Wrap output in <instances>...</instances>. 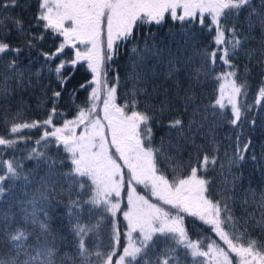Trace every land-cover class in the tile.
Returning <instances> with one entry per match:
<instances>
[{
  "label": "snow or ice",
  "instance_id": "obj_1",
  "mask_svg": "<svg viewBox=\"0 0 264 264\" xmlns=\"http://www.w3.org/2000/svg\"><path fill=\"white\" fill-rule=\"evenodd\" d=\"M16 6L17 0H0V7L5 12ZM178 9L182 10L181 14ZM242 10L246 16L243 27H238ZM166 13L182 25L191 24L198 17L202 27L215 31L213 42L216 47L211 52L195 47L189 51L183 45L160 47L146 38L143 48L134 45L131 49L127 75L131 87L125 103L118 104L117 84L109 86L106 79V61L112 60L119 43L133 37L138 25H161ZM9 23L12 29L7 27ZM35 23L42 28L39 34L33 33L31 28L26 29L22 19L0 13V32L15 30L24 38L19 47H12L0 39V55L11 52L16 57L0 71V100L12 99L16 94L34 88L45 70L55 74L63 89L70 79L63 75V69L68 64L75 67L83 63L92 78L80 88L91 86L90 103L86 107L77 106L75 118L65 119L57 127L53 117L62 91L53 90L49 98L53 106L47 119L15 122L13 118L8 132L15 138L0 136V147L14 149L26 139L19 135L24 129L43 128L35 144L47 148L54 143L57 149L62 147L67 154V170L64 171L61 169L65 160L48 156L37 147H32L26 158L36 160V168L41 164L45 168V175L40 177L39 187L33 195L34 201H52L67 194L65 207L69 224L78 238L74 264H183L180 249L184 257L192 258L193 264H264V187L257 190L249 186L243 190L241 216H236L230 207L243 178V172L239 170L246 160L251 141L242 147L238 145L231 157L226 154L231 187L225 189L223 203L210 199L207 194L210 181L201 173L210 165L215 166L218 157L209 156L204 146L196 143L207 122L208 109L198 105L194 91L201 83V77L207 74L205 66L209 61L215 65L218 59L229 70L215 77L219 82V95L211 107L225 109L230 105L232 118L229 123L237 125L241 121L244 110L238 97L247 95V84L246 81L238 83V65L234 61L239 58L238 53L243 52L244 59L248 62L255 60L264 75V0H39ZM49 31L62 37L55 51H39L38 58L44 63L35 70L31 56L27 64L20 66L17 62L19 54L24 49L38 50L39 42L45 39L44 33ZM257 31L260 34L258 40L254 35ZM152 40H155L154 36ZM184 43L187 44L188 40ZM251 43H256L257 47H250ZM65 49L73 51L72 58L51 67V62L64 54ZM160 69H164V81L171 82V87L167 83H155ZM182 72L183 82L180 80ZM248 72L250 69L245 67V73ZM177 101L182 104V110L176 107ZM262 102L264 80L254 98V104ZM140 104L144 106L143 111L139 110ZM185 115L187 121L183 118ZM212 115L215 116L216 112ZM165 117H171L166 125L169 133L161 137L159 147H154L152 124H163ZM173 131L178 138L175 142ZM204 138L213 145L215 152L214 137L205 133ZM181 141L190 146L192 152L187 161L177 164ZM261 158L264 159V152ZM251 160L257 161V156L253 154ZM160 161L174 166L171 179L158 166ZM184 167H187V174L180 175ZM224 167V164L220 165L222 170ZM125 169L127 208L122 210ZM233 169L237 171L233 172ZM22 174L23 165L14 158L0 160V195L6 190V181L20 179ZM57 175L66 185L59 190L53 179ZM23 179L27 181L28 176L23 175ZM136 185H142L146 194L137 192ZM85 191L87 198H82ZM59 202L63 203V200ZM85 205L89 207L85 208ZM249 207L252 211H248ZM93 210H100L94 222ZM85 212L89 216L88 223L81 222V215ZM119 212L126 222L124 232L116 220ZM181 213L209 225L227 247L208 238L192 239ZM44 215L47 217L48 213L45 211ZM109 217L110 231L108 241L104 243V221ZM32 222L47 232L46 221L37 220L33 214ZM257 230L261 238H253L252 233ZM90 237L95 239L88 244L86 240ZM10 239L22 241L27 236L23 230H18ZM159 240L164 241L163 248L158 247ZM16 248L19 251L15 252V258L0 253V264H33L40 256L44 257L40 264H55L50 248L38 250L35 256L26 252L28 259L23 260L20 259L23 246L17 244Z\"/></svg>",
  "mask_w": 264,
  "mask_h": 264
},
{
  "label": "trees",
  "instance_id": "obj_2",
  "mask_svg": "<svg viewBox=\"0 0 264 264\" xmlns=\"http://www.w3.org/2000/svg\"><path fill=\"white\" fill-rule=\"evenodd\" d=\"M39 0H17L16 7H9L5 12L0 7V13L5 16L14 18H20L24 21V27L31 28L33 33L39 34L42 28L37 27L35 23V17L38 14ZM246 16V12L242 10L240 15L241 24L238 27H243V21ZM208 23V18H205V24ZM9 29H12V25H7ZM246 31V29H244ZM187 33V35H185ZM45 39L39 42V49L29 50L24 49L19 54L18 64L23 66L27 64L28 57L31 56L34 61L32 67L33 70L40 67L44 61L42 58H38L39 51L54 52L60 41L61 37H57L50 31L45 32ZM215 31H209L207 27H202L198 23V17L196 21L191 24H183L180 21H174L169 15H165V20L161 25H138L134 30L133 37L126 42L119 43L118 48L113 54L111 61H106V79L109 86L117 84V103L124 104L126 100V93L129 92L131 87L128 82L127 75L130 66L131 49L134 45L143 48L144 40L147 38L149 42H155L164 47L165 44L172 47L183 45L187 47L189 51L193 47L196 49H207L211 52L216 45L213 42ZM257 40L260 38L259 31L255 32ZM155 40H152V37ZM0 39L8 42L12 47H19L23 43V37L20 36L15 30L11 32H0ZM188 40L185 44L184 41ZM250 47H257L256 43H251ZM73 51L65 49V53L61 54L56 60L51 62V67H55L61 61L71 59ZM238 59L234 62L238 65V83L247 84V95H241L238 97V101L244 110V114L241 121L237 125L229 123L231 116V106L228 105L225 109H213L211 105L214 104L215 99L218 98L219 82L215 79L222 71H228L229 69L221 61L217 59L215 65H206L207 74L201 77V83L198 84L194 91L197 98L198 105L203 109H208V119L204 124V128L201 135L197 137L196 143L204 146L209 156L216 155L218 162L215 166L210 165L206 172L201 173L204 178L210 181L208 185V196L210 199L219 200L223 203L225 199V189L231 187V175H229L228 167L226 164L227 157H231L236 150L237 146H243L244 143L251 141L249 151L246 153V160L241 165L239 171L243 172V178L240 180L235 195V200L230 202V207L236 216L243 214V207L240 203V196L244 189L249 186L259 190L264 187V159L261 158L262 152H264V102L260 105L254 104V98L257 96L259 87L261 86L264 75L261 74V68L256 65L255 60L248 62L244 59L243 52L238 53ZM16 58L15 54L9 52L0 55V71H2L4 65ZM199 66V64H197ZM245 67L250 69V72L245 73ZM164 69H160L157 73L155 83L157 85L167 83V86L171 87V82H165L163 76ZM63 75L70 77L67 83L61 89L60 85L56 81L54 73H49L47 70L42 72L39 79V84H36L34 88H29L23 92L16 94L12 99L0 100V136L5 138H15L10 136L8 127L13 122H31L33 120L42 121L47 119L52 103L50 97L53 90L62 91V95L56 102V115L53 117V123L59 127L65 119L74 117L77 115V106L86 107L89 104V95L91 92V86L86 88H80L81 84H86L91 80V74L87 71L86 65L83 63L77 64L75 67L68 64L63 69ZM118 78V83H117ZM181 82L184 81V73L180 74ZM186 86V85H185ZM46 93V95H45ZM74 93V95H73ZM103 97L101 98L102 101ZM44 101L42 104L41 101ZM227 104V100L225 99ZM245 105H251V107H245ZM139 110L143 111L144 106L140 104ZM177 108L182 110V104L177 101ZM216 112L213 116L212 112ZM17 113H19L17 115ZM179 114V113H174ZM171 117H165L163 124H152V144L154 147H159L161 137L166 136L169 133L167 128L168 119ZM187 121L188 117H183ZM253 121L255 123L253 124ZM48 130H51L49 128ZM44 129H24L19 135L24 136L26 139L16 145L14 149H5L0 147V160L3 159H15L23 165V174L20 179L8 180L5 182V192L0 195V253H6L7 257L15 258V252L19 251L16 248L17 244L23 246L24 251L21 252L20 259H28L26 252L36 255L38 250L43 248H50L53 251L51 259L55 264H74L73 257L77 251L76 240L74 233L72 232L69 224V217L65 205L67 204V194L64 197H56L52 201H34L33 195L36 189L39 187L40 177L45 175V168L41 164L40 168H36L37 161L27 159L28 152L32 147H37L41 151H45L48 156L56 157L57 159L65 160V165L61 171L67 170V154L64 153L63 148L57 149L54 143H50L47 148H43L40 145H36L35 141L39 140ZM80 129H77L79 132ZM214 137L216 141V151L213 152V145L208 143V140L204 138V134ZM174 142L176 139L175 132H172ZM30 138V139H29ZM43 144V142H42ZM114 151V150H113ZM192 152L190 146L183 145L181 141L180 155L176 157L177 164L181 161H187L189 154ZM171 154V153H170ZM227 154V157H226ZM255 154L257 161H252L251 156ZM224 164L225 167L222 170L220 165ZM158 166L164 172L165 175L172 178L174 166L166 161H160ZM35 169V171H32ZM233 169V172H236ZM180 175L187 174V167L181 169ZM23 175L28 176V180L23 179ZM125 190L121 197V209L127 208V170L125 169ZM54 181L57 184V190L64 185V181L59 175L55 176ZM137 192L140 194H146V190L142 185H136ZM87 191L82 194V198H87ZM63 203H60V200ZM154 200V198H152ZM85 205V208H88ZM47 212V217L44 212ZM175 212V210H172ZM248 211H252L249 207ZM94 216L92 222L98 217L100 210H93ZM33 214L39 221H46L48 224L47 232L40 230L39 225L32 222ZM184 216V224L188 230L189 236L196 240L202 238H208L215 240L222 247H227L223 244V241L219 240V237L211 230L209 225H205L196 217L188 216L185 213H181ZM110 220L107 218L104 221L105 229L102 232V239L104 243L108 241V235L110 231ZM116 220L121 232L126 231L123 220L122 212L117 213ZM81 222L88 223L89 216L85 212L81 215ZM18 230H23L27 236V239L22 241H12L10 236L15 234ZM253 238H261L259 231L252 233ZM95 237H90L86 240V243L91 244ZM122 243L124 237H121ZM158 247H164V241H157ZM181 259L183 264H193L191 257H184L183 250L180 249ZM44 257L40 256L33 264H40Z\"/></svg>",
  "mask_w": 264,
  "mask_h": 264
},
{
  "label": "rangeland",
  "instance_id": "obj_3",
  "mask_svg": "<svg viewBox=\"0 0 264 264\" xmlns=\"http://www.w3.org/2000/svg\"><path fill=\"white\" fill-rule=\"evenodd\" d=\"M177 12H178V14H181V12H182V10L181 9H178L177 10ZM165 15H169L170 16V14L169 13H166ZM171 17V16H170ZM62 38V37H61ZM90 103V102H89ZM101 107H102V101H101V105H100ZM73 118H75V116L74 117H71V118H68V120H71V119H73ZM62 124V123H61Z\"/></svg>",
  "mask_w": 264,
  "mask_h": 264
}]
</instances>
